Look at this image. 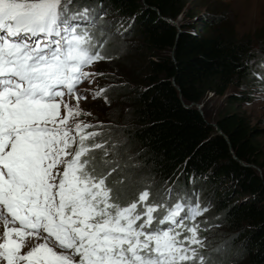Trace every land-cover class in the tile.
Returning a JSON list of instances; mask_svg holds the SVG:
<instances>
[{"label":"snow or ice","instance_id":"6c2138e0","mask_svg":"<svg viewBox=\"0 0 264 264\" xmlns=\"http://www.w3.org/2000/svg\"><path fill=\"white\" fill-rule=\"evenodd\" d=\"M73 0H0V264H209L198 192L148 188L121 203L97 168L103 122L81 102L111 60L107 11ZM116 35L124 36L117 28ZM264 69V62L258 65ZM264 93V74L253 73ZM167 184V182H166Z\"/></svg>","mask_w":264,"mask_h":264},{"label":"trees","instance_id":"16d2710c","mask_svg":"<svg viewBox=\"0 0 264 264\" xmlns=\"http://www.w3.org/2000/svg\"><path fill=\"white\" fill-rule=\"evenodd\" d=\"M84 7L108 12L104 52L112 59L98 64L118 73L100 83L120 122L107 128L108 163L98 151L97 168L115 169L109 183L120 202L145 188L196 191L209 207V264H264L262 133L234 107L250 98L253 73L264 74V34L257 48L206 0H73V11ZM209 93L232 107L215 118L202 113L196 104Z\"/></svg>","mask_w":264,"mask_h":264},{"label":"rangeland","instance_id":"374dc122","mask_svg":"<svg viewBox=\"0 0 264 264\" xmlns=\"http://www.w3.org/2000/svg\"><path fill=\"white\" fill-rule=\"evenodd\" d=\"M209 5L217 9L218 14L227 16L228 20L235 26L236 30L241 36H252L258 46L259 36L264 34V0H206ZM258 48V47H257ZM90 71L103 73V76L114 77L117 68L110 65V62L104 64H96ZM101 77L94 78V83L89 85L83 84V89L101 88ZM106 81V80H105ZM107 82V81H106ZM260 87V82L255 81L250 87H246L249 91V96L245 101L235 104V108L242 112L250 123L255 126L262 135L259 140L264 149V93L253 97V93ZM242 90V89H241ZM240 90L231 89L230 93H239ZM231 100L226 96H216L209 93L205 105L201 104L207 109L215 118L219 113L228 111L231 108ZM81 107L85 111H90L93 115L91 117H84L91 123L103 122L106 131L107 128L115 127L119 124L118 112L116 106L109 103L106 104L102 98L93 100L89 97L88 100L81 102ZM105 131V133H106ZM261 174L263 171L259 170Z\"/></svg>","mask_w":264,"mask_h":264},{"label":"water","instance_id":"95a60500","mask_svg":"<svg viewBox=\"0 0 264 264\" xmlns=\"http://www.w3.org/2000/svg\"><path fill=\"white\" fill-rule=\"evenodd\" d=\"M173 23H175L176 24V22H174V21H172ZM174 83V82H173ZM193 104H190V105H187V106H192ZM197 105V107L199 108V110L203 113V110H202V106H201V104H196ZM213 125H215L216 126V128H217V130L219 131V132H221V128L216 124V123H214ZM241 163H243V164H245L243 161H241ZM251 166H253V167H255V168H257V169H259L260 170V168H258L257 166H255L254 164H251Z\"/></svg>","mask_w":264,"mask_h":264}]
</instances>
